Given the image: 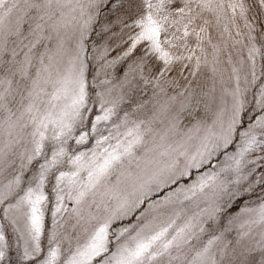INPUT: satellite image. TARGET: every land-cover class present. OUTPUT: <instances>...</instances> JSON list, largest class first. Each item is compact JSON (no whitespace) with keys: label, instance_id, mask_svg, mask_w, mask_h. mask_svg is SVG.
I'll return each mask as SVG.
<instances>
[{"label":"snow or ice","instance_id":"obj_1","mask_svg":"<svg viewBox=\"0 0 264 264\" xmlns=\"http://www.w3.org/2000/svg\"><path fill=\"white\" fill-rule=\"evenodd\" d=\"M0 264H264V0H0Z\"/></svg>","mask_w":264,"mask_h":264}]
</instances>
